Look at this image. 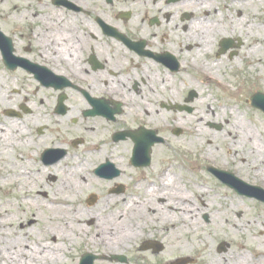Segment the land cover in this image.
Listing matches in <instances>:
<instances>
[{
    "label": "flooded vegetation",
    "instance_id": "af4514ba",
    "mask_svg": "<svg viewBox=\"0 0 264 264\" xmlns=\"http://www.w3.org/2000/svg\"><path fill=\"white\" fill-rule=\"evenodd\" d=\"M192 2L0 0L10 5L8 11L0 7V33L10 41L0 38V65L4 75L20 72L29 81L28 88L13 90L19 103L0 110V117L17 119L30 142L26 152L16 145L13 150L27 154L29 167L38 166L37 171L88 168L95 182L80 201L91 208L122 201L127 225L138 230L130 255L109 253L105 246V253L88 252L97 256L94 264H264L263 252L243 250L248 246L231 239L195 241L190 234L172 232L181 223V211L200 207L194 204L193 186L238 193L240 181L264 185L253 174L264 150H254L253 139L244 133L236 142L230 140L233 133L225 130L229 121L202 118L205 113L216 117L212 102L227 97L201 92L200 86L216 82L209 75L223 73L208 70L206 60L240 62L244 41L237 35L213 37L209 17L214 8H208L207 0ZM228 38L232 46L221 45ZM262 81L258 75H243L228 98H237L239 108L254 107L251 98L264 92L258 86ZM194 114L215 132L210 134L214 140L223 137L224 154L205 156L202 151L184 158L188 151L181 140L192 132L187 115ZM193 174L205 183L194 184ZM48 180L58 181L56 175ZM199 209H204L201 219L210 223L208 209ZM193 211L187 213L191 219L196 218ZM114 213L101 218L94 212L87 225L98 230ZM35 222L29 218L17 227L29 229ZM146 223L160 226L148 230L152 237L148 232L142 237ZM50 232L35 241L58 243L60 234ZM28 242L30 251L33 238Z\"/></svg>",
    "mask_w": 264,
    "mask_h": 264
},
{
    "label": "rangeland",
    "instance_id": "374dc122",
    "mask_svg": "<svg viewBox=\"0 0 264 264\" xmlns=\"http://www.w3.org/2000/svg\"><path fill=\"white\" fill-rule=\"evenodd\" d=\"M210 2L214 9H211V16L209 17V24L212 27V35L216 39L221 34H228L230 36L237 35L242 38L244 41V47L242 49V55L245 52L246 49L249 48V37L245 33V25L240 23L238 17L239 14L235 12L236 7H230L229 0H207ZM236 4L238 5V0H235ZM225 3H227V6H225ZM236 5V6H237ZM0 7L8 11L10 5L2 4L0 3ZM226 13H229L231 16L233 15L236 20H233V25L230 21V23L225 22L224 16ZM229 25H232L229 26ZM222 32V33H220ZM256 32V31H254ZM214 41V40H213ZM258 53V52H257ZM259 62L257 64V67L254 69L252 66L248 63V60L243 61L244 55L242 56V60L240 62H233L228 61V59L224 58V64L220 68L217 67V71H221L223 73H216L219 75L222 80L226 83L225 85L218 86L216 83L214 86L205 87L200 86L201 88H205L206 91H204V94L210 93L212 97L226 95V99L223 98L221 100L218 98L215 99L213 104V109L216 110V117L208 116L206 113L203 114L202 118L205 120H214L219 119L221 121H229L227 124H225L226 128L225 130H231L232 136H230V140L235 141V138L239 140V138L242 137L244 130L240 126L246 125L252 127V129L255 130V135L258 139H260V149L264 150V113L260 109L247 107V108H239L240 105H235V102L237 98H228L229 93L236 92V85L235 82H237L240 78L243 77V75H258L263 78V81L260 82V86H263L264 89V49L259 52ZM213 59H216L213 57ZM212 58L207 59V64L212 67ZM236 67L240 69V72L237 73L235 71ZM214 68V67H213ZM2 66L0 65V110L3 109L2 107L5 106H12L17 105L20 101V97H17L13 90L17 89V87H27L29 81L25 79L23 76H20V72H11L6 73L4 75ZM248 72V73H247ZM260 79V77H258ZM262 80V79H261ZM213 83H211L212 85ZM217 103L219 106H217ZM232 103L234 105H232ZM225 104H228L225 108ZM237 116H240L239 119H241L242 124H239ZM198 118L194 114V116L187 115V121L189 123V126L191 131L189 133L187 140H181V144L183 145V148L190 153H186V157H196L199 156L200 152H204V155L207 156V153H210V155H217V154H224V140L223 137H219L216 140L213 139L212 136H210L211 132L215 133L211 130V132L208 130L205 123H198ZM208 139L212 140L213 143H208ZM255 144V141H253V145ZM181 145V147H182ZM256 150V148H254ZM24 153V152H23ZM25 154V153H24ZM28 158V155L26 156ZM37 167L30 166L29 162L27 164L26 173L27 176L24 178L22 177V180L20 181L23 185V192L22 195L29 196L27 201H23L21 198V194L14 193V191L17 189V186L10 187V190L6 192V196L2 197L0 196V199H12L11 206L13 208H10L9 213L15 214L14 226L11 227V229H15L14 231L17 233L25 234L28 230L29 232V239L33 238L32 244H35L34 242L36 240L35 236H39L44 234L51 233V229L56 231L57 233L61 234V231L59 228L63 227V225H67V222H61V224L54 223L52 221H48L47 219H44L45 217H51L52 213H49L47 206L49 203L54 202L55 198H59V186L63 184V178L65 175H68L69 169H58V170H48V171H37ZM83 168V167H81ZM86 168V167H85ZM83 168V169H85ZM37 171V172H31L30 171ZM255 169H258L257 173H255ZM18 171V170H17ZM17 173H21L18 171ZM83 173H86L89 177V182L87 184L81 185V187L78 189V191H75V203L74 206L80 210L84 209L87 211L85 213V221L86 218H90L92 213L94 212H100L101 218H106V215L110 213L117 212L118 215L116 219L123 217L122 220H126L125 214L127 213V210L125 209V205L123 206V202L119 200H114L113 202L109 201H102L98 203L97 206L89 207L86 203H83L80 201L81 196L87 195L88 192L92 190V181L94 179L91 178L88 172V168L83 170ZM5 171L3 169L0 170V175H5ZM253 174H256L258 176V179L261 180L264 184V157L260 159V161H257L255 168L253 170ZM50 175H56L57 176V182H52L48 180V177ZM78 180V178H76ZM194 184L198 182L199 185H203L202 183H205L204 178L197 177L193 174ZM199 186H193V194L194 195V204L198 203L196 206H200L202 208L208 209V214L212 217V220L210 223L205 222L201 219V221H204V228L203 231L200 233H192L190 231V237L192 240H203V239H210L211 237H218L225 238V239H231L235 242L237 245H247L248 247L246 251H254V250H260L264 254V203L259 202L255 198H248L247 196H239L237 193H235L233 190H228L224 187H216L210 190L206 189H200V191H197ZM96 190L95 188H93ZM48 192L49 197L46 199L48 205L47 206H41L40 202L34 203V199H38L39 192ZM62 192V191H61ZM195 199L197 201H195ZM33 201V202H32ZM201 201H204L207 203V207L205 205L201 204ZM108 203V204H107ZM203 203V202H202ZM124 212V213H123ZM242 213V216L240 217ZM147 217H150L149 215ZM33 218L35 219V223L33 227L29 229L23 230V233L21 232L22 229L18 226L19 222L25 223L26 219ZM128 220H126L127 223ZM129 223V222H128ZM203 223V222H202ZM16 226V227H15ZM53 227H56L54 229ZM96 226L93 225L92 227H88V231L93 234H97ZM160 226H155V224H148L143 225L140 230L143 232L142 237L147 236L148 230H155V228H158ZM136 228V227H132ZM138 228V227H137ZM177 228V227H176ZM62 229V228H61ZM64 231V230H63ZM175 232L180 233V229H176ZM174 232V233H175ZM263 233V234H261ZM193 234V235H192ZM178 236V235H177ZM24 240L27 242L28 237L24 238ZM186 240L185 238L183 239ZM224 240V239H222ZM63 242V241H62ZM61 238L58 240L57 244H61ZM115 242L119 243L118 250L124 254L130 255L131 254V248L130 246L133 245L132 241L130 240V237L126 240H115ZM23 243V242H21ZM30 245V243L28 242ZM51 244V243H50ZM72 250H74L75 253L79 254L77 257L78 264H80V261L82 259V256L84 255L85 251L88 252H98V253H105L106 247L103 243L96 241L94 243L89 242L85 236H83L76 244H73ZM239 250V251H243ZM257 259V258H255ZM109 264L107 262H99L97 261L95 264ZM111 264V263H110ZM120 264V263H119ZM131 264V263H130Z\"/></svg>",
    "mask_w": 264,
    "mask_h": 264
},
{
    "label": "bare ground",
    "instance_id": "6f19581e",
    "mask_svg": "<svg viewBox=\"0 0 264 264\" xmlns=\"http://www.w3.org/2000/svg\"><path fill=\"white\" fill-rule=\"evenodd\" d=\"M192 1H194L192 4H195L200 3L202 0ZM229 2L231 8L236 7L235 12L239 14L238 19L240 23L245 25V33L249 37L250 46L243 53V61L248 60V63L254 69V66L256 68L259 62V52L264 49V0H238V5L235 0H229ZM225 6H227V3H225ZM212 7V4L208 5V8L211 9ZM224 20L225 22L228 21V23L231 21L233 25V20H236V18H234L233 15L231 16L229 13H226ZM232 25L229 26L232 27ZM226 58L227 57H225V59ZM228 61L231 60L228 59ZM235 61L237 60L234 59V62ZM224 63V59H213L212 67L209 65H206V67H209L208 70L214 71L218 69L217 67L220 68L223 66ZM208 77L213 81L216 80L219 85L226 84L218 75H209ZM204 91H206V89L201 88V92L203 93ZM237 118V122L242 124L241 119L243 118L239 119L240 116H237ZM240 127L245 129L244 137L253 139V141H255L254 148H256V151H260V139L256 137L255 130L246 125ZM24 135L25 133H22V131L18 129L16 118H8L5 116L0 117V170L3 169L5 173L7 172L5 175H0V196H6V192L10 190V187L16 185L17 189L14 193L21 194L22 200L26 202V199H28L29 196L25 195V193L22 195L23 185L20 181L23 176L24 178L27 176V164L29 162L30 165L31 160L25 157L26 154L23 152L21 155H18V152L13 150V145L22 146L20 148L23 151L25 150V147L30 145L29 139L26 138L28 139L27 142ZM34 155V153L33 155L31 154V156ZM207 155H210V153H207ZM17 170L21 173H17ZM88 177L89 176L86 173H83V169L70 168L68 175H65L63 178V184L59 186L58 191L60 196L59 198H55L58 200H55L48 205L44 196H38V199H34V203L39 201L41 206L48 205L47 209L49 213H52V216L45 217L44 219H47L49 222L52 221L57 223L58 225L61 224V222H67V225L61 227L62 229L59 228L61 231V242L63 241L62 245L57 243L50 244L44 238H40L38 241H35L36 243L33 244L34 246L29 251L27 246L28 240L26 242L24 238L29 237L28 234L30 230L21 235L20 233L15 232V229H11V227L14 226L13 219L16 216L13 213H9L10 208H13L11 206L12 199L1 198L0 264H78L77 257L79 254L75 253L74 250H72V247L73 244H76V242H78L83 236H85L91 243L96 241L103 243L104 246L107 247V252L109 253H115V251H118V248L116 247L117 242H115V240H126L129 237L130 240L135 239L139 235L138 230L129 227L126 220H122V218L116 219L118 215L117 212L111 215V219H104L105 223L101 228H98L96 231L97 234H91L88 231L89 226L85 221L84 215L87 211L84 209L80 210L73 204L75 203L74 192L78 191L81 185L89 182L90 179ZM76 178H78V180ZM92 182H95V180ZM199 208L194 211L188 210V208H186L187 212L181 211V223L172 232H175L178 228L180 229V233L178 232V234L182 236L189 235L190 231L195 234L202 232L205 223L204 221H201L200 214L204 212V209ZM189 211H193L194 216L196 217L195 219H191L187 216ZM26 227L27 226H21L22 233ZM53 228L57 230L56 227ZM51 231L55 232L53 229H51ZM157 231L163 232V229H157ZM168 232H170V230ZM148 235L150 237L153 236L150 232H148ZM117 245L119 247V243H117ZM105 261L109 263L108 260ZM105 261H101V263Z\"/></svg>",
    "mask_w": 264,
    "mask_h": 264
},
{
    "label": "water",
    "instance_id": "95a60500",
    "mask_svg": "<svg viewBox=\"0 0 264 264\" xmlns=\"http://www.w3.org/2000/svg\"><path fill=\"white\" fill-rule=\"evenodd\" d=\"M230 43L227 41V44ZM252 103L258 108L262 109L264 111V95L257 93V95H254L252 98ZM237 190L239 193L247 194L248 196H255L259 200L264 201V189L260 187L255 186H244L242 184L237 185ZM95 260V256H92L90 254L84 255L81 264H93Z\"/></svg>",
    "mask_w": 264,
    "mask_h": 264
}]
</instances>
